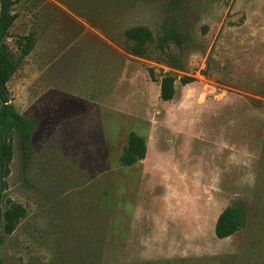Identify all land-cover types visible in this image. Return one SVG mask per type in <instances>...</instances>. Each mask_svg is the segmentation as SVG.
<instances>
[{
    "label": "rangeland",
    "instance_id": "1",
    "mask_svg": "<svg viewBox=\"0 0 264 264\" xmlns=\"http://www.w3.org/2000/svg\"><path fill=\"white\" fill-rule=\"evenodd\" d=\"M13 1L3 44L20 67L7 89L37 127L26 165L12 137L4 193L27 214L10 235L0 225V260L264 264V0ZM141 26L152 38L135 56L126 32ZM131 132L148 150L126 167ZM236 200L247 224L220 240Z\"/></svg>",
    "mask_w": 264,
    "mask_h": 264
},
{
    "label": "trees",
    "instance_id": "2",
    "mask_svg": "<svg viewBox=\"0 0 264 264\" xmlns=\"http://www.w3.org/2000/svg\"><path fill=\"white\" fill-rule=\"evenodd\" d=\"M13 0H0V157L3 161L4 180L9 175V164L12 161V137L19 134L24 155V165L27 164L31 155L32 137L37 123L33 119L21 116L10 101L7 84L16 74L20 67V59L15 57L3 44L10 28L13 26L16 15L12 12ZM126 38L130 43V52L135 56H142L146 44L152 38V32L147 27H135L126 32ZM35 39L32 35L22 36L18 40L21 50V58L28 56L34 49ZM173 64L182 67L178 59L168 52ZM195 82L193 77H183L181 83L186 86ZM175 79L169 75L163 76L161 80L160 97L168 102L175 97ZM147 140L136 132H131L121 155V162L126 167H132L144 161L147 156ZM7 186L4 181V188ZM4 191L0 194V225H4L7 234H12L20 221L26 217V209L19 204L7 205ZM250 206L243 200L234 201L219 216L215 234L220 240L227 239L245 228ZM0 264H4L0 260Z\"/></svg>",
    "mask_w": 264,
    "mask_h": 264
},
{
    "label": "water",
    "instance_id": "3",
    "mask_svg": "<svg viewBox=\"0 0 264 264\" xmlns=\"http://www.w3.org/2000/svg\"><path fill=\"white\" fill-rule=\"evenodd\" d=\"M3 161L0 157V194L4 191Z\"/></svg>",
    "mask_w": 264,
    "mask_h": 264
}]
</instances>
